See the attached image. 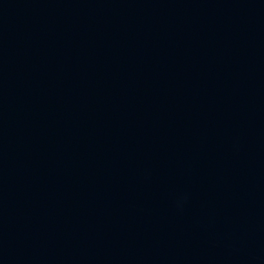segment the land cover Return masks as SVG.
<instances>
[{"label":"water","instance_id":"1","mask_svg":"<svg viewBox=\"0 0 264 264\" xmlns=\"http://www.w3.org/2000/svg\"><path fill=\"white\" fill-rule=\"evenodd\" d=\"M0 264H264V0H0Z\"/></svg>","mask_w":264,"mask_h":264}]
</instances>
